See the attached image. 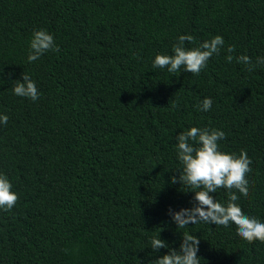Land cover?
<instances>
[{
  "label": "trees",
  "instance_id": "1",
  "mask_svg": "<svg viewBox=\"0 0 264 264\" xmlns=\"http://www.w3.org/2000/svg\"><path fill=\"white\" fill-rule=\"evenodd\" d=\"M39 29L59 52L28 63ZM181 35L195 38L188 49L225 43L198 76L153 68ZM240 55L264 57V0H0V173L19 196L0 210V264H152L184 232L200 239V264H264V243L234 224L180 229L170 215L196 204L171 178L177 137L198 127L222 130L225 153L246 150L249 196L236 203L264 223V65L249 72ZM24 72L35 102L13 92ZM211 195L229 202L224 188ZM159 235L169 248L153 252Z\"/></svg>",
  "mask_w": 264,
  "mask_h": 264
},
{
  "label": "clouds",
  "instance_id": "2",
  "mask_svg": "<svg viewBox=\"0 0 264 264\" xmlns=\"http://www.w3.org/2000/svg\"><path fill=\"white\" fill-rule=\"evenodd\" d=\"M186 42L194 44L195 38L192 35L179 36L177 43L173 45L174 54H157L153 61V68H166L170 73H177L183 68L184 72L198 76L207 67L209 59L214 54L220 53L225 43L220 35L191 49L185 47ZM29 48L28 63L37 61L50 51L59 52L54 36L45 29L33 31ZM227 52L229 55L226 56V60L232 63L235 46H228ZM235 60L237 63L246 65L249 72L254 71L257 65H264V57L257 58L256 64H253L247 55L235 57ZM22 81L15 82L14 94L37 101L40 93L35 82L25 72ZM212 103L211 98L203 99L197 106L198 111H209ZM8 120L7 115L0 114V124L6 126ZM225 138L226 134L222 130L198 127H191L190 130L179 134L176 150L181 164L180 176L177 178L173 175L171 181L173 184L179 182L191 189L190 192L195 193L196 204L190 209H182L176 213L170 210V215L180 229L200 222L225 228L234 224L237 235L248 243L257 240L264 243V223L246 215L236 203L240 198L236 195L237 191L245 198L249 196L247 176L252 171L250 167L252 161L246 150H241L239 156L221 151L219 141ZM12 187L8 177L0 173V210L5 212L11 211L19 200L18 194L12 190ZM220 188L228 191L229 202L226 206L217 202L211 195ZM150 244L153 252L169 248L160 235L153 237ZM199 244L200 239L197 236L184 232L180 250L170 249L169 254L163 255L152 264H200V258L197 255Z\"/></svg>",
  "mask_w": 264,
  "mask_h": 264
}]
</instances>
